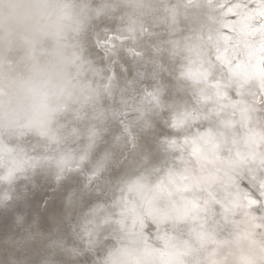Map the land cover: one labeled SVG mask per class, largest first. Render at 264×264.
Returning <instances> with one entry per match:
<instances>
[{
	"label": "clouds",
	"instance_id": "9594fccd",
	"mask_svg": "<svg viewBox=\"0 0 264 264\" xmlns=\"http://www.w3.org/2000/svg\"><path fill=\"white\" fill-rule=\"evenodd\" d=\"M0 264H264V0H0Z\"/></svg>",
	"mask_w": 264,
	"mask_h": 264
}]
</instances>
